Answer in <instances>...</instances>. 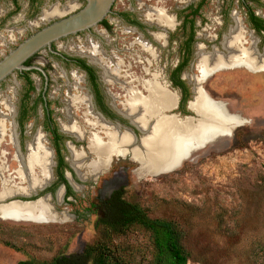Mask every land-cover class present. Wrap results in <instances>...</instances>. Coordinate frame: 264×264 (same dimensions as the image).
<instances>
[{"label": "rangeland", "instance_id": "1", "mask_svg": "<svg viewBox=\"0 0 264 264\" xmlns=\"http://www.w3.org/2000/svg\"><path fill=\"white\" fill-rule=\"evenodd\" d=\"M66 1L70 0H58L60 4ZM76 1L79 3V0ZM53 2L56 0H0V60L29 36L56 19H42V12ZM199 2L200 0H116L111 12L105 17L110 28L100 24L63 37L54 42L51 48H44L30 57L27 65L30 69L18 70L0 83V121L4 115L7 116L4 134H0V194L8 188L19 192L16 196L0 200V207L12 204H6L12 200L24 202L42 197L55 212L53 218L46 222L26 218L8 219L0 213L1 264H17L26 259L48 261L60 253L80 251L97 236L95 223L98 214L94 204L98 203V198L106 190L100 188L99 184L102 179L110 177L111 162L104 172H95L89 164L96 163L98 159L92 154L89 140L77 139L63 130V125L69 123L67 101L74 96L84 97L90 92L86 74L67 62L63 56H81L77 46H86L89 41L98 43L105 61L121 62L120 76L114 83H106L103 75L99 74L102 87L109 88L119 99L124 98L122 94L127 93L125 88L128 85L137 88L133 82H126L133 78L127 76L129 71L140 73L143 70L145 74V69L147 72H154L147 73L151 76L149 80L157 78L165 85L162 80H167L168 71L179 62L183 50L185 36L180 29L183 22L182 11L195 7ZM249 3L264 18V0ZM79 5L80 8L81 4ZM150 9L164 11L172 17L174 25L171 28L160 26L154 18H149ZM124 12L130 13L138 24L123 17ZM234 13L241 19L246 30L252 32L240 0H206L195 19L193 56L185 67L188 75L186 81L200 74L197 64L199 45H205L208 51H212L214 47L219 50L222 48L224 36L235 25ZM156 34H163V38H156ZM253 35L258 40V51L263 52L264 35ZM139 39L154 47V56L138 42ZM244 47H249V44ZM90 64L100 70L96 65ZM126 69L129 71L125 72ZM29 70L35 86L30 94L29 105L35 102L37 104L30 119L22 126L18 118L25 94V79L21 74ZM73 72L82 76V80L76 81ZM139 83L143 90L141 80ZM202 87L212 99L221 101L227 112L240 116L241 125H233L230 129L226 127L225 133L195 152L183 164L184 167L182 165L168 173L151 175L140 170L142 163L133 160L131 154L114 156L112 160L114 170H120L123 165L131 169L127 177L122 180L116 178L124 181L126 200L146 207L153 217L172 218L179 223L186 247L192 255L189 264H220L224 261V249L233 248L235 243V248H245L251 243L254 248H264L257 244L258 240L264 241V67L255 71L242 66L220 67L202 83ZM108 101L115 103L116 110L124 108L123 104H116L118 101L113 98H108ZM10 106L14 114L10 111ZM48 111L54 118L58 132L65 137L64 156L69 166L65 175L70 173L78 184L75 187L70 185L72 194L68 196L66 186L57 183L56 152L45 124ZM71 111V116L83 130L100 131V126L92 129L86 122L93 117L86 114L87 107L84 104H75ZM121 128L124 129L122 126ZM231 130H234L233 134L229 135ZM37 134H41L44 145L54 151L53 178L43 191L26 194L28 183L17 172L20 165L16 156L19 151L23 155L27 154V144ZM100 135L107 140L101 131ZM70 145L85 156L79 169L84 177H80L77 171L81 179L76 180L75 170L70 166ZM36 172L39 177V170ZM63 186L60 198L58 191ZM46 194L48 196L43 198ZM124 241L142 247L139 249L143 254L150 251V248H146L147 238L141 230L132 231Z\"/></svg>", "mask_w": 264, "mask_h": 264}, {"label": "bare ground", "instance_id": "2", "mask_svg": "<svg viewBox=\"0 0 264 264\" xmlns=\"http://www.w3.org/2000/svg\"><path fill=\"white\" fill-rule=\"evenodd\" d=\"M79 6L76 0L66 1L64 4H60L56 0L48 6V9L42 12V19L50 20L62 17L74 12ZM148 16L150 19L154 18L162 27L171 28L174 25L172 17H169L160 9H150ZM233 17L235 25L224 36L220 50L214 47L212 51H208V48L204 47L205 45H199L198 47L197 64L200 74L198 77H190L195 83L194 89L198 97L192 102L191 107L199 113L198 116L201 119L193 121L191 118L180 119L176 116H163L164 112L175 107L176 100L175 95L165 85L161 84L156 77V79L141 80L146 95L136 87L128 85L125 88L127 97L121 111L133 119V122L143 130L144 136L140 139V143H135L139 140L137 141L129 131H122L117 125L106 122L99 115H96L95 120L90 124L95 128L100 126V131L107 140L103 139L100 131L90 134L89 146L93 151L92 154L98 159L96 163L89 164L91 169L95 172L104 171L108 163L111 162L112 157H123L131 154L133 160L142 163L140 170L151 175L168 173L180 168L195 152L205 148L210 140L225 133L224 129L226 127L230 129L233 125L242 122L240 116L227 112L221 101L212 99L200 86L205 77L219 70L220 67L242 66L252 71L264 67V49L263 52L258 51V40L255 35L246 30L247 28L244 27L237 14L234 13ZM155 37L158 39L163 38V34H156ZM138 42L153 56L155 55L154 47H151L152 45L149 42L143 39H139ZM245 44H249V47H244ZM77 51L81 55L88 56L96 63H102L106 66L104 72L106 83H114L119 79L121 62L105 61V56H103L98 43L89 41L86 46H77ZM72 75L76 81L82 80V76H79L76 72H73ZM76 84L78 85L77 82ZM88 99L86 96H75L69 104L71 106V104H77L83 100L87 102ZM9 109L14 114L11 106ZM2 118V121H0L1 135L4 134V121L7 116L4 115ZM64 128L76 138H81V130L79 131L74 122H70L69 126L67 125ZM231 132L232 130L228 134L230 135ZM70 150L72 152L71 164L80 173L79 169L85 156L75 151L72 145ZM52 158V152L44 145L41 134H37L27 144L26 155H23L21 151L18 152L16 160L20 165V170L17 172L28 183L26 194L43 191L49 185L52 180ZM37 169L40 172L39 177L36 172ZM17 193L19 192L16 189L8 188L0 194V200L16 196ZM62 195L63 190L59 191L60 198ZM11 203L6 207H0V213L8 219L26 218L46 222L55 215L53 208L45 199L40 198L33 203L22 201ZM6 204L4 203V205Z\"/></svg>", "mask_w": 264, "mask_h": 264}, {"label": "trees", "instance_id": "3", "mask_svg": "<svg viewBox=\"0 0 264 264\" xmlns=\"http://www.w3.org/2000/svg\"><path fill=\"white\" fill-rule=\"evenodd\" d=\"M31 1L36 2L37 0ZM249 1L256 2V0ZM249 1L240 0L241 6L245 8L247 20L257 33H264V18L255 13V9ZM205 2L206 0H200L195 7L191 6L182 11L183 22L180 29L185 36L182 49L186 53L190 54L195 40V19ZM122 16L131 23L138 24L131 18L130 13L124 12ZM100 24L110 27L107 19H104ZM190 58V56L184 57L177 68L184 69L189 64ZM29 63L30 58L25 62V65H29ZM80 64L92 73V67L85 61H80ZM30 73L29 70L23 71L21 74L25 79V94L18 118L22 126L30 119L31 112L37 104L35 102L33 105H29L30 94L35 89ZM91 81L93 85H98L96 76H91ZM53 133V145L58 162L57 183L66 186L68 196L72 194V190L65 177V171L69 168L64 156L65 137L58 132L57 127L53 129ZM107 193L109 200L104 205V216H98L96 220L97 236L93 242L85 244L78 252L60 253L48 261L26 259L17 264H189L192 255L186 247L183 230L176 220L151 216L146 207L126 200L124 190H113ZM134 230L144 232L148 242L146 248H150L147 254H143V251L139 249L142 247L124 241ZM257 244L264 247V241L258 240ZM235 245L233 248L224 249V261L220 264H264V248H254L252 243L245 248H235Z\"/></svg>", "mask_w": 264, "mask_h": 264}, {"label": "flooded vegetation", "instance_id": "4", "mask_svg": "<svg viewBox=\"0 0 264 264\" xmlns=\"http://www.w3.org/2000/svg\"><path fill=\"white\" fill-rule=\"evenodd\" d=\"M79 3L82 6L84 4V0H79ZM255 13L257 14L256 10H255ZM98 25H100V24H98ZM107 28H110V27H107ZM251 29L254 30L253 28H251ZM255 33H257V32L255 31ZM257 34H259V33H257ZM263 34L264 33H261V35H263ZM52 45H51V47H52ZM47 48H49V47H47ZM83 56H86V55H81V56H78V57L63 56V58L67 62H69L70 64L74 65L79 71L84 72L86 74V77L88 78L89 83H90L89 95H85L89 99L87 100V102H84V100H83L82 101L83 103L82 102L77 103V104H84L87 107L86 114H88V115L92 114L90 116L94 117V119H92V120H87L86 121L84 119V121L88 122V124L91 125L90 123H92L93 120H95V116L100 114L99 116L104 121L105 120H109V121L111 120V121L117 122L124 129L126 127L130 128L134 132V134H136L138 137L141 136L142 133L139 130V128L132 124L131 117L126 115V114L123 115L120 112H118V110H116L114 108L115 103H112V102L108 101V98H113L114 101H118V103H116V104H120V105L123 104V102H124V100L126 99V96H127V93L125 92L124 88H123V90H124L125 93L122 94V96L124 98L123 99H119V96H116V94L113 93L109 88L106 87V89H105L104 87H102V85L99 83V74L101 76L103 75V77H104V72L106 71V66H104V64H102V63H96L95 61L91 60L88 56H86L88 58L86 60V59H84ZM103 56H105V55L103 54ZM187 56H190V57L193 56L192 48L190 49V54L186 53V52H184L182 50V54L180 55L179 62L175 65V67H173L172 69H170L168 71L167 80L166 79L164 81L162 80V82L165 84L166 88L168 90H170V91H174L176 93V95L179 97V99H178L179 100L178 101V107L175 108L174 112L176 114H178V117H181V118H184L187 115H194V112H192L189 109L188 105H189V101H191L193 99V96H194L193 88H194V84L195 83L191 79L186 81L188 75H186V73H185V68L184 69H178L177 68L178 65L183 61L184 57H187ZM82 60L85 61V63L87 65H89L90 67H92V65L90 63L96 65L97 67L100 68V70H96V68L92 67V69H93L92 73L89 72L88 70L84 69L81 66L80 61H82ZM128 71H129V69L125 70V72H128ZM144 71H145V74L143 73V70H140V73L139 72H135V71H129L128 73H126L127 76H129V77L133 76L132 81L128 80L126 82L127 83L133 82V84L135 86H137V88L139 90H141V92L143 94H145V93L142 90V88L140 89L139 81L140 80L149 79L151 76L149 74H147V73H150V74L154 73V72H151V71L147 72L145 69H144ZM145 75H149V76L145 77ZM91 76H96V81H97V84H98L97 86L93 85V83L91 81ZM104 80H105V78H104ZM74 97H71L70 100L73 99ZM77 97H79V96H77ZM70 100L67 101V116L69 118V123L67 125L69 126L70 122H74L77 125L79 131L81 130L80 131L81 132V138L80 139H82V138L89 139L90 134L92 132H95V131H87L85 129L83 130L82 127H80L78 125V123L73 119V117L71 116L72 115V111L71 110H72V108H74L75 104H71V106H70V104H69ZM121 108H122V106H121ZM97 112H98V114H97ZM45 124H47V127H46L47 132L49 133V136L51 137V139L53 141V139H54L53 129H55L56 126H55L54 118L52 117L51 112H49V111L46 113ZM126 124L130 125L131 127L127 126ZM67 125H63V130L65 132H67V131L65 130L64 127L67 126ZM91 127H92V129H95V127L93 125H91ZM124 129H122V131H126ZM54 150H55V148H54ZM70 162H71V157H70ZM56 164L58 165L57 156H56ZM82 164H83V162H82ZM184 165L182 167H184ZM110 167H111V170H110L111 175H110V177L102 179L100 184L98 182H96V184H99L100 188H105L106 189L104 191V193L98 198V203L94 204V207L96 208V210H97V212L99 214L98 215L99 217H103L104 216V212H103L104 205L109 200V198H107V196H108L107 189L111 187V188H113V190H116V191L117 190L118 191L124 190V188H125V186L123 185L124 181H119V180H122L123 177H127L129 171L131 170L129 166H124V165L121 166L120 170H114L113 162L110 165ZM104 171H102V172H104ZM56 172H57V178H58V167L56 168ZM71 172H72V170H71ZM74 173H75L76 180H77V178L81 179L80 177L83 176L81 174L82 172H80V174H79L80 177L78 176V173L76 171ZM65 177H66L69 185H71V183L69 182V180L67 178V174L65 175ZM117 177L119 178V180L116 179ZM72 179L74 180V176H72Z\"/></svg>", "mask_w": 264, "mask_h": 264}, {"label": "water", "instance_id": "5", "mask_svg": "<svg viewBox=\"0 0 264 264\" xmlns=\"http://www.w3.org/2000/svg\"><path fill=\"white\" fill-rule=\"evenodd\" d=\"M116 0H84V4L76 11L69 13L63 17L56 18L53 21L49 22L47 25L36 31L34 34L29 36L27 39H25L23 42H21L16 48L11 50L7 55H5L0 60V83L6 79L9 75L13 74L14 72L25 69H30L29 66L25 65V62L32 57L35 53L43 50L44 48H51V45L56 42L57 40L76 34L81 31L89 30L93 26H96L102 22L105 17L111 12V9L114 5ZM252 33H255L254 30H252ZM215 73V72H214ZM214 73L208 75L204 78L203 82L206 81L211 75ZM202 82V83H203ZM201 83V89L207 93L206 89L202 87ZM194 96L191 101H189V109L194 112V115H187L184 118L179 117L180 119H186L191 118L193 121H199L201 117H199V113L197 111H194L191 107L192 102L196 100L198 97V94L196 90L193 88ZM175 95L176 104L175 107L168 110L167 112L163 113V116H176L178 117V114L174 112L175 108L178 107V99L179 97L176 95L174 91H171ZM208 94V93H207ZM121 114L125 115L121 109L118 110ZM100 115V114H99ZM109 123L114 124L113 122L109 120H105ZM132 124L139 128L137 124L133 122V119L131 120ZM119 126V128L122 130L121 125L114 124ZM124 130L129 131L132 136L138 141L144 136L143 130L139 128L141 131V136H137L134 134V132L130 128H125ZM234 131V130H233ZM233 131L231 132V135L233 134ZM53 157H54V151L51 149ZM113 160L111 161L112 164ZM110 164V165H111ZM55 165V162L53 161V166ZM70 166L73 168L72 164ZM74 169V168H73ZM75 170V169H74ZM76 171V170H75ZM77 172V171H76ZM51 175H52V168H51ZM53 178V175H52ZM67 178L71 185L75 187L78 186L76 181L72 179V176L70 173H67ZM50 185V182H49ZM64 186L60 188L59 191L63 190ZM58 191V192H59ZM113 191V188H108L107 192ZM48 194H46L43 198L47 197ZM42 198V197H41ZM40 198L36 200L31 201H24V202H35L39 200ZM17 200L9 201L8 203L14 202Z\"/></svg>", "mask_w": 264, "mask_h": 264}]
</instances>
